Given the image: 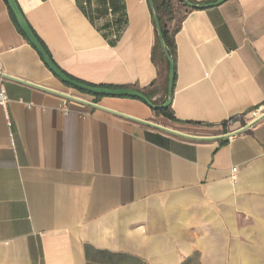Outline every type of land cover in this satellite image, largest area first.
<instances>
[{
	"label": "crops",
	"instance_id": "crops-1",
	"mask_svg": "<svg viewBox=\"0 0 264 264\" xmlns=\"http://www.w3.org/2000/svg\"><path fill=\"white\" fill-rule=\"evenodd\" d=\"M16 1L74 79L167 100L149 0ZM10 9L0 0V264H264V118L223 136L264 112V0L185 5L175 119L66 84Z\"/></svg>",
	"mask_w": 264,
	"mask_h": 264
},
{
	"label": "water",
	"instance_id": "water-1",
	"mask_svg": "<svg viewBox=\"0 0 264 264\" xmlns=\"http://www.w3.org/2000/svg\"><path fill=\"white\" fill-rule=\"evenodd\" d=\"M181 2H183L185 5L192 7V8H206L218 3L223 2L224 0H216L213 2H205V3H194L190 0H179ZM10 8L12 9L17 22L20 26V28L22 29V31L26 34V36L28 37V39L30 40V42L37 48V50L39 51V53L41 54V56L43 57L45 63L47 64V66L49 67V69L56 75L58 76L63 82L67 83V84H71L77 88H80L82 90H86L92 93H98V94H111V95H130V96H137L141 99H143L144 101H146L150 106L154 107V108H162V107H167L168 105H170L172 98H173V93H174V84H175V61L173 56L170 54V51L166 45L165 39H164V35L162 32V27H161V23L160 20L155 12V8H154V4H153V0H149L150 2V6L152 8L153 11V20H154V25L157 31V37L161 46V49L164 53V55L166 56L168 62H169V69H168V87H167V100L162 103V104H155L145 93L137 90V89H133V88H107V87H101V86H91L88 85L84 82L78 81L74 78H71L70 76H68L55 62L54 60L51 58L50 54L47 52V50L44 48V46L42 45V43L40 42V40L38 39V37L35 35V33L33 32L32 28L30 27V25L28 24L24 14L22 13L18 3L16 0H7ZM70 98L76 99L72 96H68ZM262 118H264V112L261 113L259 116L255 117L253 120H251L250 122H248L246 125H244L242 128H239L235 131L229 132L223 136L225 137H230L233 136L235 134H238L248 128H250L252 125L256 124L258 121H260ZM171 131L178 133V134H182L185 136H189V137H193V138H198V136H194V135H189V134H185L173 129H170ZM200 138V137H199ZM202 138V137H201Z\"/></svg>",
	"mask_w": 264,
	"mask_h": 264
},
{
	"label": "trees",
	"instance_id": "trees-1",
	"mask_svg": "<svg viewBox=\"0 0 264 264\" xmlns=\"http://www.w3.org/2000/svg\"><path fill=\"white\" fill-rule=\"evenodd\" d=\"M190 1L195 3V0H190ZM153 4H154L155 12H156V14L160 20V23H161L162 32L164 35L166 45L170 51V54L174 58L175 53H176L175 34L180 28L182 17L179 20H177V23L174 26H170L169 23L175 19V17H174L175 12L173 11L172 0H153ZM11 12H12V10H11ZM12 14H13V12H12ZM155 31H156V29H155ZM42 59H43V57H42ZM152 60L158 66L159 75L165 76V78L168 79L167 75H168V69H169V62H168L166 56L164 55V53L161 49V46H160V43H159V40L157 37V31H156V39H155L154 47L152 50ZM66 74L68 76H70L71 78H73V76H71L70 74H68V73H66ZM175 79H176V72H175ZM84 83L91 85V86H99V85L88 83V82H84ZM68 85L71 86V84H68ZM164 102H162V103H164ZM155 111L158 114L164 115L170 119H175L174 112L172 111L170 105H168L167 107L157 108V109H155ZM236 118H237V116H233L230 119V121L234 120Z\"/></svg>",
	"mask_w": 264,
	"mask_h": 264
},
{
	"label": "rangeland",
	"instance_id": "rangeland-1",
	"mask_svg": "<svg viewBox=\"0 0 264 264\" xmlns=\"http://www.w3.org/2000/svg\"><path fill=\"white\" fill-rule=\"evenodd\" d=\"M173 3V11L177 12L176 14H174L175 20H179L184 12L185 9V5L183 2L179 1V0H172Z\"/></svg>",
	"mask_w": 264,
	"mask_h": 264
},
{
	"label": "built area",
	"instance_id": "built-area-1",
	"mask_svg": "<svg viewBox=\"0 0 264 264\" xmlns=\"http://www.w3.org/2000/svg\"><path fill=\"white\" fill-rule=\"evenodd\" d=\"M8 95L5 87L3 85L0 86V103L5 106L8 102Z\"/></svg>",
	"mask_w": 264,
	"mask_h": 264
}]
</instances>
